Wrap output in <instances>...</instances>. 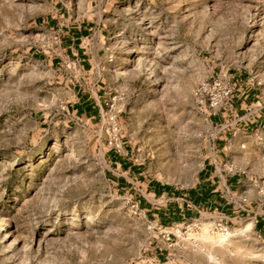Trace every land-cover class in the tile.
I'll return each instance as SVG.
<instances>
[{
	"label": "rangeland",
	"instance_id": "374dc122",
	"mask_svg": "<svg viewBox=\"0 0 264 264\" xmlns=\"http://www.w3.org/2000/svg\"><path fill=\"white\" fill-rule=\"evenodd\" d=\"M79 5L109 27L107 106L92 123L71 120L60 75L36 58L56 56L34 24L43 2L0 0V264H154L157 246L163 264H264V145L248 151L241 219L204 210L163 225L165 241L143 204H165L149 181L186 191L197 180L211 143L200 82L241 75L264 93V0Z\"/></svg>",
	"mask_w": 264,
	"mask_h": 264
},
{
	"label": "crops",
	"instance_id": "0c3cea01",
	"mask_svg": "<svg viewBox=\"0 0 264 264\" xmlns=\"http://www.w3.org/2000/svg\"><path fill=\"white\" fill-rule=\"evenodd\" d=\"M41 1L44 8L34 24L47 36L56 33L59 42L55 57H34L45 61L60 75L59 80L69 94L66 103L71 120L100 121L107 103L108 20L93 14L89 8L73 6L74 0ZM231 80L237 85L232 113L209 119L211 143L194 185L182 191L151 181L147 183L146 190L153 197L165 199L163 206L147 199L143 202L148 215L159 224L192 220L204 210L214 211L227 223L243 216L238 202L245 182L251 179L247 172L251 168L248 151L255 144L264 145V93L241 75H232ZM228 164L233 172L226 170ZM127 170L134 176L141 175L135 165H128ZM124 178L119 179L121 184ZM259 227L264 229V223H259ZM166 255L164 246L155 247L151 255L153 263L163 264Z\"/></svg>",
	"mask_w": 264,
	"mask_h": 264
},
{
	"label": "built area",
	"instance_id": "2783aa9c",
	"mask_svg": "<svg viewBox=\"0 0 264 264\" xmlns=\"http://www.w3.org/2000/svg\"><path fill=\"white\" fill-rule=\"evenodd\" d=\"M38 38L44 40L48 39L49 45L48 50L53 54L57 55V45L59 37L56 33L46 35L38 33ZM235 85L231 82L227 74H217L212 78L200 82L193 91V98L198 109L205 114L208 118L217 116L219 114L230 115L232 113V100L234 98ZM107 106V103H106ZM118 152H120L118 150ZM226 170L233 172L231 165H225ZM133 213H138V207L133 206ZM218 232L226 237L230 236V228L226 224H218ZM194 231H199L200 225L194 224ZM192 229V228H190ZM168 230V227L163 225L158 226V233L165 241H170L173 234Z\"/></svg>",
	"mask_w": 264,
	"mask_h": 264
},
{
	"label": "bare ground",
	"instance_id": "6f19581e",
	"mask_svg": "<svg viewBox=\"0 0 264 264\" xmlns=\"http://www.w3.org/2000/svg\"><path fill=\"white\" fill-rule=\"evenodd\" d=\"M221 236H223V235H221ZM224 237H226V236H224Z\"/></svg>",
	"mask_w": 264,
	"mask_h": 264
}]
</instances>
